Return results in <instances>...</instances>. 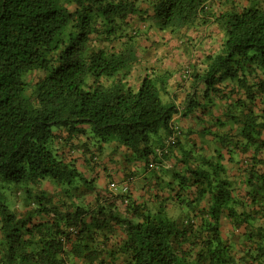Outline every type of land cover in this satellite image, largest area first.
I'll use <instances>...</instances> for the list:
<instances>
[{"label": "trees", "instance_id": "16d2710c", "mask_svg": "<svg viewBox=\"0 0 264 264\" xmlns=\"http://www.w3.org/2000/svg\"><path fill=\"white\" fill-rule=\"evenodd\" d=\"M96 259L264 264V0H0V264Z\"/></svg>", "mask_w": 264, "mask_h": 264}, {"label": "crops", "instance_id": "0c3cea01", "mask_svg": "<svg viewBox=\"0 0 264 264\" xmlns=\"http://www.w3.org/2000/svg\"><path fill=\"white\" fill-rule=\"evenodd\" d=\"M183 47L184 46L181 45L177 49L178 55L181 56V57H182V55H185L183 53V50H184ZM185 53H186V51H185ZM186 88H181L179 90L178 102L180 104H182L185 101V98H186V95H187ZM174 121L177 124H180L181 126H184L185 128H188V129H189L190 126L194 125L195 126L194 130L196 131L197 135L202 134V126L200 124L196 125L195 124L196 121L195 120L192 121L191 118H183L180 113H177L174 116ZM188 129H186V130H188ZM200 141H202V140H200ZM113 149H114L113 147H107L105 149L103 163H104V167L107 169L106 173L114 174V176L116 177V179L118 180L119 185H120L121 184V180L124 177L123 171H126L125 169L127 167H131V168H136V167H135V165L133 163H129V161H127L126 156L124 155V153H122V152L118 153V152L114 151ZM106 173H104L101 176V179L99 180L100 189H105L106 188ZM152 183L153 184L155 183V179L152 180ZM120 186H122V185H120ZM141 187H142V184H141ZM141 187H138V189H135L136 193L139 194V195L141 194V191H140L142 189ZM110 189H111V187H110ZM113 191L116 192V193L120 192L119 190H113ZM118 206H120V207H118ZM118 206H117L118 210L116 212H117L118 216L123 218L124 215L121 212L123 207L120 204ZM112 222H114V221H112ZM107 230H109V229H107ZM110 230H111V232L109 234H114V235L111 236L112 239L110 238L109 241L110 242L113 241L114 243H116L118 241L117 238H118L119 234L123 235L122 230H121V228L118 226V224L116 222H114L112 224V227H110ZM110 247H111L110 245L108 247L104 246L103 249H107V251H109ZM103 256L106 257V256H108V254H105V255L101 254L100 260H102ZM98 259H96L95 264H103Z\"/></svg>", "mask_w": 264, "mask_h": 264}, {"label": "rangeland", "instance_id": "374dc122", "mask_svg": "<svg viewBox=\"0 0 264 264\" xmlns=\"http://www.w3.org/2000/svg\"><path fill=\"white\" fill-rule=\"evenodd\" d=\"M150 22H152L153 23V21H152V19H149V20H147V23L145 22V24H146V26L147 27H149V24H150ZM155 25V24H154ZM150 31H151V37H152V40L155 38L156 40H158V41H167V45H169V44H171V42H170V40L172 39V38H178L179 36L178 35H174L171 31H169V30H161V29H159L156 25L153 27V28H151V29H149ZM143 34H144V36H143V38L145 39H150V37L148 36V32H147V30L145 29L144 31H143ZM202 34H203V31H202ZM199 46H200V44H199ZM201 47V46H200ZM184 48V47H183ZM185 49V48H184ZM183 53L185 54V55H182V57L180 56L179 58H180V62L182 63V59L184 60V62H186L185 64H188L187 63V61L189 60L188 59V54H186L185 53V51L183 50ZM178 78V80L180 79V76H178V73H177V75H176V79ZM177 80V81H178ZM173 90H176L175 88H173ZM171 142V141H170Z\"/></svg>", "mask_w": 264, "mask_h": 264}, {"label": "built area", "instance_id": "2783aa9c", "mask_svg": "<svg viewBox=\"0 0 264 264\" xmlns=\"http://www.w3.org/2000/svg\"><path fill=\"white\" fill-rule=\"evenodd\" d=\"M174 140V137H171V141H173ZM112 187L114 188V189H116L117 187H116V184H114V183H112ZM128 184H124V186H123V191H127L128 190Z\"/></svg>", "mask_w": 264, "mask_h": 264}]
</instances>
